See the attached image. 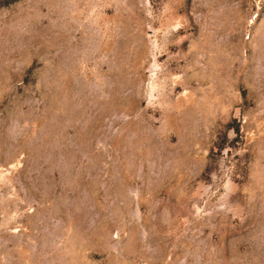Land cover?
<instances>
[{
  "label": "rangeland",
  "instance_id": "obj_1",
  "mask_svg": "<svg viewBox=\"0 0 264 264\" xmlns=\"http://www.w3.org/2000/svg\"><path fill=\"white\" fill-rule=\"evenodd\" d=\"M0 264H264V0H0Z\"/></svg>",
  "mask_w": 264,
  "mask_h": 264
}]
</instances>
